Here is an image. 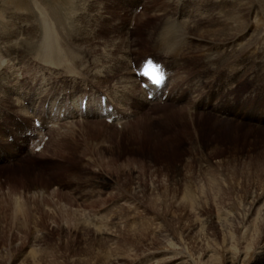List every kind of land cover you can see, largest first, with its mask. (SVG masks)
<instances>
[{
    "label": "rangeland",
    "instance_id": "1",
    "mask_svg": "<svg viewBox=\"0 0 264 264\" xmlns=\"http://www.w3.org/2000/svg\"><path fill=\"white\" fill-rule=\"evenodd\" d=\"M50 1L70 6L60 9L69 12L63 13L68 16L58 32L49 19L61 60L57 67L44 62L49 71L42 84L47 78L58 81L66 71L68 81L79 82L82 72L97 70L95 61L107 73L116 55L128 50L132 72L145 56L158 58L154 47L164 48L156 38L166 19L196 16L202 26L211 25L210 20L218 24L216 0L212 6L206 0ZM252 1H244L240 18L241 25L250 24L241 38L242 46L250 44L238 56L241 60L206 70L202 56L207 43L191 39L198 48L186 49L177 60L166 58L173 63L170 73L178 75L173 93L167 94L166 84L161 100L146 97L153 104L133 105L119 123L101 120L95 129L86 127L88 145L73 140L52 144L37 158L26 156L35 165L0 170V264H264V5L255 8L257 14L249 13ZM35 14L7 16L6 35H28L4 39L17 45L32 36L29 43L37 44L41 30ZM233 16L221 23L236 20ZM251 51L253 57L239 64ZM31 59L37 60L24 58L26 65L20 61L16 71L47 69ZM112 78L117 76L105 79ZM113 82L99 78L98 93L111 90ZM36 122L37 128L50 125L47 117ZM91 147L79 156V150ZM186 190L192 191L187 197L195 196L191 202L185 200ZM15 193L24 196L20 214L11 205Z\"/></svg>",
    "mask_w": 264,
    "mask_h": 264
},
{
    "label": "bare ground",
    "instance_id": "2",
    "mask_svg": "<svg viewBox=\"0 0 264 264\" xmlns=\"http://www.w3.org/2000/svg\"><path fill=\"white\" fill-rule=\"evenodd\" d=\"M226 1L227 0H216V2H218V5H216V7L218 8V12H216L218 15L217 18L218 24L216 23V21L213 22L212 20H210L211 25L205 27L207 26V23L205 26H202L205 23L200 25L199 20L195 18L196 16L195 17L191 16L189 17L188 20L186 19L187 21L186 20L179 21L176 20L174 17L170 19H166L165 23L161 25V28L159 27L160 29H158L159 33L156 39L160 38V44H161L160 46L164 48L162 49L157 48L155 46V41H154V46H155L154 48L160 53L158 58H156L155 60L162 63L163 68L166 72L167 78H166V83L164 85L167 84V88H169V92L167 91L168 95H170L175 91L174 86L177 81L178 75L173 76V73L172 74L170 73V71L173 69V63L171 61L170 62L166 61V58H172L173 60H177V58L179 57L181 58V56L184 55L185 52H187L186 49L194 50L195 48H198V44L200 42L203 43L206 42L207 47L205 46H204L205 48L202 47L204 48L203 51H206L204 52V54L201 52V54L204 55L202 56V59H204L206 70L209 69L210 71H214L215 69H220L222 65L228 63L230 60L232 59L235 60L234 58L238 57L241 53H243V49L250 46L249 43L245 44L244 46L241 45L242 44L241 40H243L241 39L242 35L248 29V26H250V24L244 26L241 25L240 23V18L242 17V11L245 0H235L234 3H230V4H228ZM213 2H214L213 0H210V2L206 0L205 3L207 4L206 6H212ZM252 2H251L252 4H250V7H248L249 13L252 12L255 13L257 11V10L255 11V8H260V7L263 8L264 0H253ZM0 3H1L0 4V121L2 122L0 126V170L4 168L13 169L15 167H19L20 170L21 168H23V166L27 164L31 163L32 165L33 164L35 165L36 163L35 160L34 161L32 160L33 162H31L26 158V156L31 154V157L37 158L38 155H41V153L44 152L47 148H49L52 144H54V146L56 145L57 147L58 146L60 147L61 145L67 144L70 141L71 142L75 141L77 144L81 143V145H83L84 143V145L85 144L88 145L91 143V139L89 138V135L85 131L86 127H91L95 129L98 127V123L101 120H103L104 124H107V122H105V119L111 116H113L111 123L113 122V120H115L113 124H116L117 122L119 123L122 118L130 115V113L133 111L132 109L133 105L136 104L138 105L140 103H145V102L150 103L151 100H159V99L161 100V96H162L161 90L159 91L157 88L150 86L147 89L148 91H146V89L139 87L138 77L135 75V72L133 70L132 72L129 71V67L126 64V58L129 55V50L128 51L126 50L127 51L126 55L123 54L125 52H122L121 55L118 56L116 55L115 60L112 59L114 60L113 65L110 68H108L107 73H105L106 71L105 72L101 71V69L98 68L100 67L98 64L99 61H95L93 65H95L94 67L97 68V70L94 69V72H92L91 70L82 72L81 76L78 77L80 80L79 82H75L73 79L68 81V79H66L67 77L65 76H68L69 74L66 73L67 71L66 72L64 71L65 73L61 75V79H59L58 81L55 78H50V79L47 78L45 80V84H42L44 80L43 75L49 71L48 67L52 65L57 67L58 60H61L60 58L61 47L59 46L58 42H56L59 39L56 33L58 32L57 28L59 27V25H62V23L65 21V20L63 21V18L66 14L63 15V13H66L67 11L69 12V9L66 12L63 11V13H61L60 9L61 7H63L62 5L65 4H58V2H51L50 0H27V1L0 0ZM69 6L68 7L64 6L65 10L66 7L69 8ZM228 6L231 7L230 9L234 8L235 12L234 11L232 12V10H230ZM34 10L37 11L35 12ZM260 10L261 9H259V11ZM38 12L39 14L37 15H40L39 16L40 19H38L37 16L36 19L38 21V26L41 30V34H40L41 39L39 40V42L37 41V44H30L33 41L32 36H30L32 40L29 41L30 43L27 42L28 41L27 36H26V40H27L26 43L23 42L24 35L27 31L25 32L22 31L24 35L21 34L20 36L21 37L23 36V39L21 38V43L17 45L15 43L9 44V42L6 41V39H4V36L6 35L7 32L5 30L7 27V26L5 27V25L7 24V23L5 24V22L8 21L6 20L7 16L8 19L12 17L14 14L17 15L19 13H22L23 15L25 13L27 16L34 14L35 16L36 15L35 13ZM233 15H235L236 20L233 19L231 22L227 21L221 23L222 22L221 20L226 19L228 17L232 18L234 17ZM30 17L29 19H31ZM257 18H259V16ZM49 19H51L52 22L56 24V26L58 25L57 27H55L57 31V32L55 31L56 33L53 32L54 29L50 25H54V24L53 23L50 24L51 21ZM200 20L203 22L204 19L203 20L200 19ZM253 20L255 21V19ZM34 21L32 22L35 24ZM260 21L257 22L259 23ZM10 22L8 24H11ZM229 23H231V27L228 26ZM37 27L35 28L36 29L35 31L38 30ZM62 27L64 26L62 25ZM256 27L257 26L255 25V28ZM28 32H30V30ZM196 33L198 34V36L194 38ZM9 34H11L13 37L19 36L17 32L9 31L7 35ZM59 36L62 38V35L59 34ZM191 39H196L199 41V43H193L191 42L192 41ZM65 45L67 46L66 49H68L69 52L71 50L70 43L67 41L65 42ZM221 46L223 47L226 46V47L221 49ZM154 48L153 50H155ZM199 48L201 47L199 46ZM262 50L263 49H261V51ZM254 53H255L254 51H251L248 54V56H245V54L242 55L244 56L242 57L243 60L238 63L241 64L242 62L246 61V59H251ZM148 56L151 57L150 55H147L141 60H139V63L145 60ZM32 57L37 58V60L35 59L37 63L42 67L46 66L45 68L47 69H44L43 72L41 71L28 72L27 69L26 74H23L25 72L24 70H21L19 72L16 71L19 70V68L16 67L17 63L19 64L20 61H22L23 63L24 58L29 59ZM194 59L196 60L197 57ZM239 60L241 59L239 58ZM44 62L45 64H51V65L47 66L44 64ZM65 69L67 68L65 67ZM50 72L56 75V72H53L51 70ZM119 72H122L124 74L121 73L119 74ZM198 73L199 72H197V74ZM111 74L113 75V77L117 76L116 81L113 78L107 80L105 79ZM99 78L103 79L104 82L115 81V83L113 82L114 84L112 85L111 90H107V88L105 89L102 88L104 91L98 93L101 90L100 89L101 87H98ZM27 82H29L28 86H26ZM71 82H73L74 84H72ZM94 82H96L97 85ZM92 83H94L95 85H93ZM89 85H91L90 86L91 88L86 90L87 87H89ZM81 88L84 90H81ZM93 88L98 90L93 91ZM149 92L152 93L153 95L150 101L146 99L147 96L146 94ZM165 97L168 96L165 95ZM76 99H79L77 104L75 102ZM83 100H85L84 111L81 108V103ZM24 102H27L26 103L27 105H24ZM155 102L158 101H154V104ZM151 103L153 104V102ZM3 107H7L8 109H3ZM103 110L106 113L104 114V116H103ZM60 115L62 116L61 119H60L61 117ZM46 117L49 118L50 120L49 126L45 127L41 123V127L37 128L32 124L33 122L39 120H41L42 122V120H44ZM231 117L232 118L237 117L236 113L232 114ZM14 120H16V122H14ZM28 120H31V123H29ZM263 120H259L258 122L260 123ZM76 123L81 125H76ZM45 136L48 137L43 142L42 148L39 150L38 153L34 152L33 149L37 145H39L40 142L43 141ZM76 138H80L81 140L77 142L79 139L77 140ZM65 147L66 148H63V150H66L68 146L65 145ZM82 149L84 151L83 150L78 151L79 152L78 154H80L79 156H81L82 154L86 156L87 153L93 150V147H91V149L88 150L87 152H85L86 150L84 148ZM21 152L23 153L22 156H21ZM32 154H34V156ZM75 155H77L76 152ZM51 156H49L50 159ZM47 159L49 160V158ZM34 174L37 175L36 173ZM33 188L35 190H39L40 193H42L41 191H43V189L40 187L35 186ZM12 191L13 190H11V192ZM11 192L10 195H14ZM191 192L189 190L185 191V200H188L190 202L192 201V199L194 200L193 197L195 196L187 197L186 194L189 195L191 194ZM13 197H14V201L13 204L11 205L14 206L15 213L18 214L20 211H23L22 207L24 205L22 203L23 200L22 198L24 196L21 198L18 197V195H16L15 193V196ZM9 198L12 199L11 196H9ZM23 213L25 214V212Z\"/></svg>",
    "mask_w": 264,
    "mask_h": 264
}]
</instances>
